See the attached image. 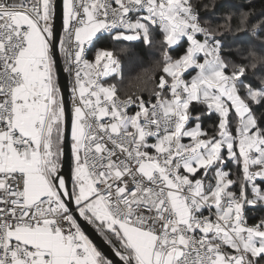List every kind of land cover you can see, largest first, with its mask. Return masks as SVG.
<instances>
[{"label":"snow or ice","instance_id":"1","mask_svg":"<svg viewBox=\"0 0 264 264\" xmlns=\"http://www.w3.org/2000/svg\"><path fill=\"white\" fill-rule=\"evenodd\" d=\"M106 38L159 45L147 98ZM258 68L264 0H0V264H113L84 225L121 264H264Z\"/></svg>","mask_w":264,"mask_h":264},{"label":"trees","instance_id":"2","mask_svg":"<svg viewBox=\"0 0 264 264\" xmlns=\"http://www.w3.org/2000/svg\"><path fill=\"white\" fill-rule=\"evenodd\" d=\"M217 4L225 3L226 0H215ZM236 3H245L246 0H234ZM259 8V0H257ZM154 38L159 41L162 39L160 33H154ZM110 50L114 53V56L120 61V73L119 75L109 76L103 80V82L109 81L114 83L118 87V94L123 96L125 91L129 93L138 92L147 98L154 86L158 81L162 72L158 65L162 61V53L159 45L153 47L146 45L142 40L138 41H114L110 38H106L100 44L97 45L98 49ZM95 50H89L88 58L94 60ZM234 54V53H233ZM175 55V53H173ZM62 62L63 57L61 56ZM187 75V74H185ZM264 75L259 68L257 69L256 75L250 70L248 73L249 80L254 85H259V76ZM264 109L257 113L259 116ZM212 121H206L205 127L208 126ZM250 220L251 218L259 217L264 215V209L257 208L255 210H249L248 213ZM103 238V237H102ZM104 239V238H103Z\"/></svg>","mask_w":264,"mask_h":264},{"label":"water","instance_id":"3","mask_svg":"<svg viewBox=\"0 0 264 264\" xmlns=\"http://www.w3.org/2000/svg\"><path fill=\"white\" fill-rule=\"evenodd\" d=\"M59 2V0H58ZM59 25L60 22H57L58 27V35L61 34L59 32ZM57 77L58 83L61 86V90L65 96V99L68 100L70 97L69 92V79L68 73L64 71V64L62 62L61 56L57 53ZM66 153L70 151V148L66 147ZM68 169L65 167V172L67 173ZM85 234L89 237L90 240L94 243V245L105 255L106 258H110L113 261V264H121L119 258L115 256L111 245H109L102 236L91 226V225H84Z\"/></svg>","mask_w":264,"mask_h":264},{"label":"built area","instance_id":"4","mask_svg":"<svg viewBox=\"0 0 264 264\" xmlns=\"http://www.w3.org/2000/svg\"><path fill=\"white\" fill-rule=\"evenodd\" d=\"M93 62H94V60H93ZM68 79H69V92H70L72 80H71V77L69 76V74H68ZM104 79L105 78H101V82H103ZM130 111H132V109H130Z\"/></svg>","mask_w":264,"mask_h":264},{"label":"crops","instance_id":"5","mask_svg":"<svg viewBox=\"0 0 264 264\" xmlns=\"http://www.w3.org/2000/svg\"><path fill=\"white\" fill-rule=\"evenodd\" d=\"M195 73H193V75H194Z\"/></svg>","mask_w":264,"mask_h":264}]
</instances>
